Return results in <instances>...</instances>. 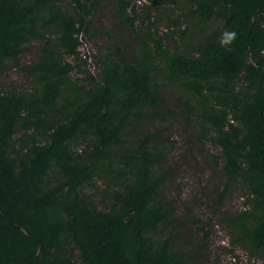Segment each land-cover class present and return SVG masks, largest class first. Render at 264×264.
Wrapping results in <instances>:
<instances>
[{
	"label": "trees",
	"instance_id": "1",
	"mask_svg": "<svg viewBox=\"0 0 264 264\" xmlns=\"http://www.w3.org/2000/svg\"><path fill=\"white\" fill-rule=\"evenodd\" d=\"M175 120L264 264V0H0V264H204L212 220L164 195Z\"/></svg>",
	"mask_w": 264,
	"mask_h": 264
},
{
	"label": "rangeland",
	"instance_id": "2",
	"mask_svg": "<svg viewBox=\"0 0 264 264\" xmlns=\"http://www.w3.org/2000/svg\"><path fill=\"white\" fill-rule=\"evenodd\" d=\"M111 17L106 15L105 21L110 20ZM33 45L27 50V53L22 57V61L26 62L32 60L35 56ZM87 48H92L89 45H83L80 50L85 53ZM3 81L8 83L14 82L23 85L18 72L13 67H8ZM170 129V131H169ZM168 131L171 133V139L175 142L174 152L167 157L166 163L169 166L178 164L180 167L177 174L172 176L167 182L165 189V197L174 205V213L178 219H190L192 215L198 218L211 219L212 228L211 235L204 247L202 262L204 264H257L253 259H250L246 252L241 250H234L233 255L227 251L229 248L226 234L217 226V217L212 215L211 206L214 198L212 188L214 179L212 177V170L209 165H206L201 157L195 152L194 144L187 145V137L183 133L182 125L179 120H175ZM208 146V145H207ZM193 154V158L187 157V154ZM195 154V155H194ZM220 190V188H219ZM240 192L236 189L230 190L226 195L223 203V209L231 211L239 208L241 205ZM190 203L188 204V202ZM186 206L189 208L191 214H186ZM183 231L184 240L176 241L177 246L188 250L192 246V241L199 237V234L194 231V227L184 225ZM192 249V248H191ZM235 256V257H234Z\"/></svg>",
	"mask_w": 264,
	"mask_h": 264
},
{
	"label": "clouds",
	"instance_id": "3",
	"mask_svg": "<svg viewBox=\"0 0 264 264\" xmlns=\"http://www.w3.org/2000/svg\"><path fill=\"white\" fill-rule=\"evenodd\" d=\"M236 34L234 32H225L222 36L221 43L226 44L230 43L232 40L235 39Z\"/></svg>",
	"mask_w": 264,
	"mask_h": 264
}]
</instances>
